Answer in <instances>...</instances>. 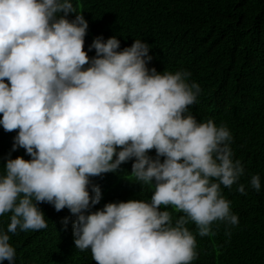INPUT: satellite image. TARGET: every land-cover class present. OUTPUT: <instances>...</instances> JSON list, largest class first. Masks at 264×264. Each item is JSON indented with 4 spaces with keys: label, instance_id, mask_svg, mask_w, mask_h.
<instances>
[{
    "label": "clouds",
    "instance_id": "clouds-1",
    "mask_svg": "<svg viewBox=\"0 0 264 264\" xmlns=\"http://www.w3.org/2000/svg\"><path fill=\"white\" fill-rule=\"evenodd\" d=\"M87 29L72 0H0V126L16 130L12 150L30 157L9 154L0 174V216L11 214L0 230V262L15 264L9 233L47 228L37 206L46 202L75 217L74 245L90 249L96 264H191L189 221L201 237L214 221L239 223L221 189L236 184L246 193L232 134L189 112L201 92L189 71L149 68L151 45L141 39L118 50L116 36H98L90 58ZM129 160L130 174L153 189L150 199L89 211L101 199L90 178ZM250 185L260 191L258 174ZM161 206L184 215L173 225Z\"/></svg>",
    "mask_w": 264,
    "mask_h": 264
},
{
    "label": "trees",
    "instance_id": "trees-1",
    "mask_svg": "<svg viewBox=\"0 0 264 264\" xmlns=\"http://www.w3.org/2000/svg\"><path fill=\"white\" fill-rule=\"evenodd\" d=\"M77 12L88 22L84 50L94 38L116 36L120 49L130 47L135 39L151 45L149 68L157 72L191 73L189 82L199 84L201 92L189 112L198 120L211 119L226 125L232 134L234 160L244 166L239 183L246 193L221 185L222 195L231 202V211L239 223L226 226L214 221L207 236H199L194 222L186 227L196 239V257L191 264H264V0H72ZM70 13L68 19L74 18ZM87 67V65H85ZM7 82V81H5ZM16 130L0 126V174L6 158L30 157L23 148L12 150ZM149 155L155 156V150ZM163 159V158H161ZM132 160L114 173L91 177L100 187V202L89 211L102 209L106 203L130 199L149 200L153 189L130 174ZM259 175L261 189L250 185ZM44 213L47 228L9 233L15 248V264H96L90 249L74 245L72 221L67 208L56 211L46 202L37 205ZM173 225L183 213L171 206ZM10 213L0 216V230H6ZM68 218L67 225L64 218ZM230 233V234H226ZM0 264H8L5 260Z\"/></svg>",
    "mask_w": 264,
    "mask_h": 264
}]
</instances>
